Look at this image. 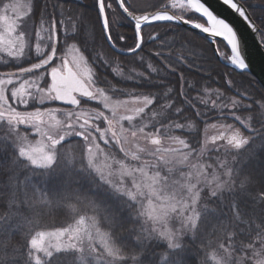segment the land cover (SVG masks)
<instances>
[{
	"label": "snow or ice",
	"instance_id": "snow-or-ice-1",
	"mask_svg": "<svg viewBox=\"0 0 264 264\" xmlns=\"http://www.w3.org/2000/svg\"><path fill=\"white\" fill-rule=\"evenodd\" d=\"M71 3L0 0V264H264L238 30L207 0ZM246 3L223 0L264 44Z\"/></svg>",
	"mask_w": 264,
	"mask_h": 264
},
{
	"label": "water",
	"instance_id": "water-1",
	"mask_svg": "<svg viewBox=\"0 0 264 264\" xmlns=\"http://www.w3.org/2000/svg\"><path fill=\"white\" fill-rule=\"evenodd\" d=\"M240 2L244 3L245 0H240ZM207 5L222 18L232 23L235 29L238 30L239 36L243 41V54L246 56V63L249 65L246 73L253 76L260 85H264V44L258 42L260 35H254L240 17L235 15L227 6L223 5V0H207ZM239 71L241 70H237V72Z\"/></svg>",
	"mask_w": 264,
	"mask_h": 264
},
{
	"label": "trees",
	"instance_id": "trees-1",
	"mask_svg": "<svg viewBox=\"0 0 264 264\" xmlns=\"http://www.w3.org/2000/svg\"><path fill=\"white\" fill-rule=\"evenodd\" d=\"M90 0H83L82 3L76 2L75 0H72V3L70 5H68L69 7H74L79 9L80 11H83L84 9L81 8V5H89ZM246 6H248V10L250 12L251 15L255 16H260L262 13H264V0H249L246 3ZM161 31H163V29H160ZM120 32L122 33H126L128 35H131V31L128 30L127 28H122L119 29ZM148 31H153V29L148 28ZM128 43H131V41H128ZM209 55H211V53H208ZM234 79L236 81H240V80H246V81H251L253 84L256 85H260L259 82L250 74L245 73V75L243 77H241L240 75H235ZM209 135L213 134V130H209ZM77 140L78 138L73 140V146L76 147L77 146ZM72 222L70 216L66 213L63 212H55L52 214L51 217H47L44 220V224L47 228L51 229V228H56V227H61V226H67L68 224H70Z\"/></svg>",
	"mask_w": 264,
	"mask_h": 264
},
{
	"label": "flooded vegetation",
	"instance_id": "flooded-vegetation-1",
	"mask_svg": "<svg viewBox=\"0 0 264 264\" xmlns=\"http://www.w3.org/2000/svg\"><path fill=\"white\" fill-rule=\"evenodd\" d=\"M75 1L78 2L77 0H75ZM82 1H83V0H82ZM145 31H146V32H149V33L151 32V31H148V29H145Z\"/></svg>",
	"mask_w": 264,
	"mask_h": 264
},
{
	"label": "rangeland",
	"instance_id": "rangeland-1",
	"mask_svg": "<svg viewBox=\"0 0 264 264\" xmlns=\"http://www.w3.org/2000/svg\"><path fill=\"white\" fill-rule=\"evenodd\" d=\"M38 139V138H37Z\"/></svg>",
	"mask_w": 264,
	"mask_h": 264
}]
</instances>
